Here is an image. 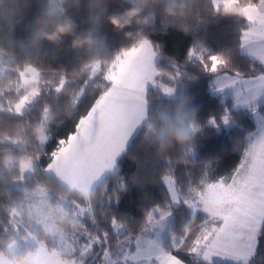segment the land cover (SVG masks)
I'll return each instance as SVG.
<instances>
[{
    "label": "trees",
    "instance_id": "trees-1",
    "mask_svg": "<svg viewBox=\"0 0 264 264\" xmlns=\"http://www.w3.org/2000/svg\"><path fill=\"white\" fill-rule=\"evenodd\" d=\"M240 2L227 8L222 3L216 6L215 0H158L143 6L138 17L141 23L134 21L118 30L111 25L110 18L139 7L138 0H0V256L23 260L47 240L42 231L25 220L26 193L15 186L22 173L20 168L7 164L8 155L24 154L36 163L35 175L26 179L27 189L44 186L53 196L51 202L66 205L68 210L75 209L76 204L88 205L91 214L85 225L89 234L104 228L115 238L110 227L115 217L123 222L119 223L124 230L122 239L148 227L147 209L159 205L163 210L168 200L167 189L160 179L167 166L163 158L194 161V166H175L182 183L187 179L186 172L194 179L198 177L203 162H210L217 176L238 163L240 153L236 149L256 131L257 123L250 111L230 110L231 99L223 103L210 92L213 73L201 70L200 65L209 56H218L227 61V70H247L249 58L237 54L239 35L247 27L241 14L246 1ZM166 9H172L175 15L169 16ZM65 23L72 26L70 34L56 42L42 38ZM146 38L158 46L157 80H165L175 88L176 97L168 98L162 91L148 89V124L133 138L116 164V171L94 188L87 201L43 171L50 162L47 153L74 131L76 117L85 111L103 82L99 75L89 80L87 94L75 109L72 100L74 94L81 95L79 88L89 76L88 66L96 65L99 69L125 48ZM83 39H91V45L73 47L75 40ZM193 46L195 56L186 61V53ZM216 64L213 60L208 67L214 69ZM176 65L180 66L179 72ZM30 67L40 74V91L38 87L37 92L35 88L18 89L21 73ZM60 76H66L67 84L57 94L48 89L51 85L45 81L54 84ZM32 91L37 96L33 104L29 110L18 113L16 105ZM182 102L194 120L196 132L188 144L181 146L173 141L161 150L156 133ZM228 108L233 122L230 129L221 122ZM259 110L264 113V103ZM45 113H49L48 139L41 146L39 127ZM213 118L219 127L209 124ZM172 209V236L190 240L199 230L205 211L182 206ZM184 259L188 260L187 255ZM253 264H264V235Z\"/></svg>",
    "mask_w": 264,
    "mask_h": 264
},
{
    "label": "snow or ice",
    "instance_id": "snow-or-ice-1",
    "mask_svg": "<svg viewBox=\"0 0 264 264\" xmlns=\"http://www.w3.org/2000/svg\"><path fill=\"white\" fill-rule=\"evenodd\" d=\"M235 3L239 5L240 0ZM241 14L247 27L239 35L237 54L249 58L247 70H227V61L218 56H209L208 61L200 65L201 70L213 73V91L231 87L236 104L250 108L257 115L256 131L242 140L236 149L240 153L238 163L229 172L217 176L212 164L203 162L200 175L194 179L186 172L187 179L182 183L175 166H194V161L171 156L163 158L167 166L160 179L167 189L168 200L158 217L159 205H153L145 212L155 238L145 234L149 230L145 227L123 240L118 226L123 222L114 217L110 227L115 238L104 228H97L94 235L87 237L66 238L64 248L72 253L73 264H87L88 257L96 255H99L96 264H213L215 259L229 264H253L260 238L264 235V113H259L257 105L264 97V0H246ZM157 51L158 46L146 38L125 48L99 69L96 65L88 66L89 76L79 88L81 95L76 97L74 94L72 100L75 109L87 94L89 80L99 75L103 82L98 85L85 111L76 117L74 131L47 153L50 162L44 172L74 167L87 171L115 164L116 157L126 151L135 127L144 118L146 101L142 93L146 92L149 83H156L152 58ZM193 56L195 46L188 49L186 61ZM213 60L217 62L215 69L208 67ZM176 70L180 71L179 65ZM26 72L39 74L31 67ZM45 83L51 85L48 89L59 94L67 84V78L60 76L54 84L52 81ZM161 87H164L162 82ZM170 90L164 87L165 92ZM230 119V113L225 110L221 122L226 125ZM209 124L219 127L214 118ZM220 193L222 195L218 196ZM217 201L219 206L215 213L203 216L199 230L190 240L172 239L167 247L160 244L159 232L163 223L157 225L155 220L170 216L172 205L199 210L202 205H214ZM133 243L135 251H132ZM185 255L188 260L184 259Z\"/></svg>",
    "mask_w": 264,
    "mask_h": 264
},
{
    "label": "rangeland",
    "instance_id": "rangeland-1",
    "mask_svg": "<svg viewBox=\"0 0 264 264\" xmlns=\"http://www.w3.org/2000/svg\"><path fill=\"white\" fill-rule=\"evenodd\" d=\"M52 1V0H51ZM246 1V0H240ZM216 6H222L221 3L224 4L227 8L235 7L237 4L235 0H215ZM241 3V2H240ZM242 4V3H241ZM159 60V56L155 54L152 58V65L156 70L157 77L159 75L157 70V62ZM217 67V64L214 69ZM28 68H26L27 70ZM25 70V75H22V83L19 84L18 89L20 90H29L35 88L37 92L40 91V74L36 73H27ZM161 82L164 87L170 88L171 90L168 92L164 91V87H161ZM166 81H158L156 79V83H149L147 85L146 92L142 93V98L145 99V115L143 120L135 127L132 138L130 139L127 148L129 147L133 138L148 124L147 118V92L149 88H153L155 90L162 91L166 97L175 98L176 97V89L167 85ZM210 92L218 96L223 103H227L228 100L231 99L230 110H246L250 111L249 113L255 119L257 123V115L254 114L250 108L244 107L243 105H237L235 102V92L231 87H226L223 89H217L213 91V81L211 80L209 83ZM36 92L32 91L26 98L23 100V103L19 104L17 107L18 113H23L29 110V107L33 104L34 99L37 97ZM264 103V97L260 98L257 101L258 110L259 106ZM229 108L227 109L229 112ZM259 113H262L259 110ZM48 116L49 113L43 114L42 125L39 127V139L40 145L44 146L48 139L47 135V124H48ZM223 124V123H222ZM226 129H230L233 126V122L229 120L228 124H223V127ZM39 133V132H38ZM42 137H44V143L42 144ZM20 146V144L18 145ZM127 150V149H126ZM126 152V151H125ZM121 153L118 157H116V162L111 167H102L95 170H82L78 167H74L71 169H53L52 171L45 172L46 174L53 175L59 180L62 184L67 186L72 190L73 193L81 196L85 200L89 201L94 188L100 184L103 179L111 173L116 171V164L119 159L125 153ZM7 164L12 167H18L22 173V179L15 183L16 189L19 191H24L26 193V208L28 211L25 213L26 222L30 223L32 226L37 227L43 234L46 236L47 240H41L43 243L40 245L39 250L36 253L28 255L23 260H14L9 258L8 256H0V264H73V256L71 252H66L64 245L66 244V238H80L82 236H88L89 233L86 231L85 221L87 218H90L91 208L89 206H83L76 204L75 209L68 210L66 205H55L51 202L52 194L49 190H47L44 186L38 185L34 189L26 188V179L35 175V167L36 163L27 155L24 154H14L8 155L6 159ZM222 195V193L217 194ZM219 206V201L217 204L202 205L201 209L205 211V214L211 215V213H215L216 207ZM180 206L172 205V208H178ZM171 208V215L162 217L159 220H155V223L158 225L163 223V228L159 232V242L163 247H167L166 244L170 242V240L175 239L172 236V227H173V209ZM207 209V211H206ZM160 209L157 210L156 216L158 217L160 214ZM119 226V225H118ZM121 234L124 232L123 228L120 227ZM149 230L145 233L150 238H155L153 232L151 231L150 225H148ZM159 231V229H157ZM189 231V229H188ZM129 238V237H128ZM128 238H123V240H127ZM35 239V238H34ZM40 241V240H39ZM134 244V243H133ZM135 245H132V251H135ZM52 250V251H49ZM98 251V250H97ZM92 257V258H91ZM91 258V259H90ZM90 259V260H89ZM87 264H96L99 260L98 257L89 256ZM89 262V263H88ZM214 263L219 264H229L228 261H222L215 259Z\"/></svg>",
    "mask_w": 264,
    "mask_h": 264
},
{
    "label": "clouds",
    "instance_id": "clouds-1",
    "mask_svg": "<svg viewBox=\"0 0 264 264\" xmlns=\"http://www.w3.org/2000/svg\"><path fill=\"white\" fill-rule=\"evenodd\" d=\"M139 7H133L129 11H126L123 15L119 17L110 18L111 25L120 30L131 25L134 21L136 23H141L138 19L142 11L143 6L149 3H157L158 0H138ZM166 12L169 16H174L175 12L172 9H166ZM72 31V26L68 23L57 25L55 30L50 35H42L43 39H46L50 42L58 41L62 36L70 34ZM91 39L75 40L73 42L74 48H80L82 46H90ZM150 131H153L150 129ZM196 132V126L191 114L187 110V105L181 103L177 106L174 115L169 118H166L157 134V139L160 142L161 150L166 148L173 141L178 145L188 144L193 135ZM15 264V261H13Z\"/></svg>",
    "mask_w": 264,
    "mask_h": 264
}]
</instances>
